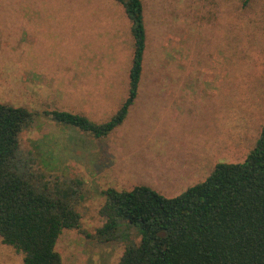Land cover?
Here are the masks:
<instances>
[{
    "label": "rangeland",
    "instance_id": "obj_1",
    "mask_svg": "<svg viewBox=\"0 0 264 264\" xmlns=\"http://www.w3.org/2000/svg\"><path fill=\"white\" fill-rule=\"evenodd\" d=\"M142 1L138 98L121 127L95 139L45 112L98 124L116 114L134 53L123 9L115 0H0V104L37 116L20 135L18 169L69 201L90 234L104 224L107 189L175 198L218 164L243 163L264 126V0ZM127 245L66 230L56 249L63 264H119ZM0 264L23 257L0 241Z\"/></svg>",
    "mask_w": 264,
    "mask_h": 264
},
{
    "label": "trees",
    "instance_id": "obj_2",
    "mask_svg": "<svg viewBox=\"0 0 264 264\" xmlns=\"http://www.w3.org/2000/svg\"><path fill=\"white\" fill-rule=\"evenodd\" d=\"M115 2L130 20L134 39L127 98L100 124L70 112H45L95 139L108 138L125 123L145 73L144 3ZM36 119L27 108L0 104V241L23 264H63L56 246L66 230L101 244L127 241L119 264H264V126L243 163L218 164L204 182L175 198L146 186L107 189L99 212L104 224L90 234L81 230V215L69 201L18 169L20 135Z\"/></svg>",
    "mask_w": 264,
    "mask_h": 264
}]
</instances>
